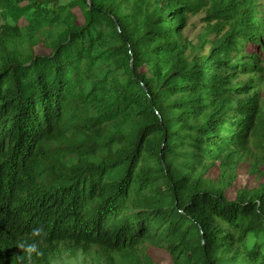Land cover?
<instances>
[{"label":"trees","instance_id":"trees-1","mask_svg":"<svg viewBox=\"0 0 264 264\" xmlns=\"http://www.w3.org/2000/svg\"><path fill=\"white\" fill-rule=\"evenodd\" d=\"M262 1L0 0V264H264V183L227 185L264 149Z\"/></svg>","mask_w":264,"mask_h":264},{"label":"rangeland","instance_id":"rangeland-1","mask_svg":"<svg viewBox=\"0 0 264 264\" xmlns=\"http://www.w3.org/2000/svg\"><path fill=\"white\" fill-rule=\"evenodd\" d=\"M262 4H264V0ZM204 19L205 18L200 15L189 21V26L185 32V37L189 43L196 45L200 41L199 37L205 32L207 27ZM218 37L219 36H212V38ZM255 50L258 51L257 49ZM259 56L260 61L263 62L261 64V68H263V77L255 84L257 87L250 90V94L256 93L264 108V52H260ZM250 149L246 160L236 169L238 170L237 172L230 173V178L227 181L229 192L233 196L237 190L244 188L251 189L258 186V182L264 183V149L259 150L253 147ZM156 252L157 258L155 264H171L169 257L162 255L157 249ZM79 256L84 258L83 264H135L130 255L107 254L103 253L102 250L98 248H87L86 250H82V248H75L72 246L61 247L60 252L55 254L51 260L52 264H64L66 259Z\"/></svg>","mask_w":264,"mask_h":264},{"label":"clouds","instance_id":"clouds-1","mask_svg":"<svg viewBox=\"0 0 264 264\" xmlns=\"http://www.w3.org/2000/svg\"><path fill=\"white\" fill-rule=\"evenodd\" d=\"M44 228L43 226H37L31 230L29 234H27L26 238L20 240L17 243V247L22 250V254L31 259L33 256H41L43 255L40 250L39 244L44 236ZM83 257L79 256L76 258H69L64 261V264H83Z\"/></svg>","mask_w":264,"mask_h":264}]
</instances>
